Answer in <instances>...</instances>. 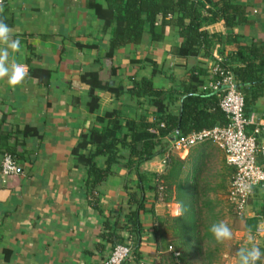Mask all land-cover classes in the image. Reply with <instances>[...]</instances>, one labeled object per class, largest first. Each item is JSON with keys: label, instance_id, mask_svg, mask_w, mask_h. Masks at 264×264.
<instances>
[{"label": "trees", "instance_id": "16d2710c", "mask_svg": "<svg viewBox=\"0 0 264 264\" xmlns=\"http://www.w3.org/2000/svg\"><path fill=\"white\" fill-rule=\"evenodd\" d=\"M85 6L100 21L102 33L107 34V49L102 54L96 43L76 42L80 48L96 51L93 62L98 64L97 70L85 71L79 77L80 84L87 89V111L93 113L99 108L100 92H107L121 102L128 98L133 103H122V106L140 109L137 115L116 107L96 115L79 133L70 151L76 165L85 169L88 202L98 212H101L98 187L114 169L122 167L128 174L135 175L134 188L129 187L126 192L124 222L119 224L115 219L111 222L109 217H104L100 237L111 248L129 243L130 256H139L143 233L140 214L146 200L143 190L147 187L152 191L154 202H176L184 208L181 216L166 214L153 228L160 262L193 264L192 256L197 248L202 264H213L220 243L209 229L223 218L220 196L226 197L229 218L243 220V229L252 235L264 219V199L253 206V215L238 214L227 197L234 168L227 164L224 156L207 180L201 177L207 158L212 151L220 149L210 142L200 143L204 148L196 164L193 153L180 158L170 152L171 145L181 136L228 123L219 104L224 89L222 79L227 74L232 76L243 96L244 116L252 117L258 100L264 96V34L245 41L232 32L222 35L206 30V26L218 22L226 29L250 24L246 0H87ZM170 32L178 38V43L169 50L170 55L193 63L184 66L181 80L175 81L169 76L173 85L168 89L154 82L153 76L158 69L156 62L148 57L140 62L151 65L152 76H130L127 86L113 84L99 75L104 61L110 63V75L116 73L115 52L118 49L139 46L145 33L150 43H159ZM222 44H231L234 48L219 49L218 56H214L216 46ZM29 73L38 82L49 83V70L32 68ZM210 83H217L216 89L209 87ZM253 121L247 126L249 134L253 133L255 124H261ZM18 133L22 138L37 134L28 126ZM256 137L263 139L264 132ZM22 144V140L16 141L3 150L16 165L23 156V151L17 150ZM154 156L164 158V170L154 174L140 172V165ZM192 161L196 164L193 174L189 170ZM262 168L264 170V162ZM260 188L264 190V182ZM259 247L264 251V246ZM263 258L257 264H264Z\"/></svg>", "mask_w": 264, "mask_h": 264}, {"label": "crops", "instance_id": "0c3cea01", "mask_svg": "<svg viewBox=\"0 0 264 264\" xmlns=\"http://www.w3.org/2000/svg\"><path fill=\"white\" fill-rule=\"evenodd\" d=\"M86 1L6 0L0 11V19L21 41V49L13 54L14 58L26 64L29 71H50L47 85L30 73L15 89L6 80H0V160L5 146L23 141L17 147L23 156L15 173L0 175V264H100L111 250L100 237L103 218L124 222L126 192L129 187L134 188V173L117 167L99 185L98 212L88 202L85 169L76 165L70 154L79 133L96 115L114 107L130 115L140 113V109L122 106L133 103L128 98L121 102L107 92L99 93V108L95 112L86 109L87 89L80 84L79 77L85 71L97 70L98 64L93 62L96 51L80 48L76 42L96 43L101 54L107 49V34L102 33L100 21L86 8ZM246 3L250 24L226 29L218 22L206 26V30L222 35L232 32L245 41L260 38L264 34V0ZM177 43L173 32L159 43H150L145 33L139 46L128 45L115 52L114 75H110L108 61H104L99 75L113 84L127 86L130 76H152L151 65L140 62L148 57L158 69L154 82L168 89L173 85L169 76L181 80L184 66L193 63L170 55V48ZM233 48L231 44L217 45L213 54L218 56L219 49ZM252 118L264 123V96L258 100ZM25 126L34 128L37 134L22 138L18 131ZM203 148L198 144L185 151L193 153L197 164ZM139 170L160 173L164 170V158L154 156L143 162ZM143 195L146 200L140 214L143 233L139 256L131 255L124 264H163L155 251L153 228L166 214L175 216L180 204L154 202L147 187ZM253 197L246 217L253 215V206L264 199V190L257 188ZM258 227L264 229V219Z\"/></svg>", "mask_w": 264, "mask_h": 264}, {"label": "built area", "instance_id": "2783aa9c", "mask_svg": "<svg viewBox=\"0 0 264 264\" xmlns=\"http://www.w3.org/2000/svg\"><path fill=\"white\" fill-rule=\"evenodd\" d=\"M6 0H3L2 6ZM224 89L220 94V108L226 114L228 123L193 132L179 137L173 144L187 150L202 142H210L223 151L227 164L234 168L228 189V200L238 214H246L251 206L254 191L264 182V138L256 135L264 132V123L255 124L253 133H247V126L254 123L253 118L243 114V96L235 87L232 76L223 77ZM209 87L216 89L217 83ZM262 125V126H260ZM16 163L10 155L4 153L0 160V175L6 177L15 173ZM250 189V190H249ZM263 228L258 227L256 233ZM177 255L176 253H174ZM130 257V244L121 243L111 248L100 264H123Z\"/></svg>", "mask_w": 264, "mask_h": 264}, {"label": "clouds", "instance_id": "9594fccd", "mask_svg": "<svg viewBox=\"0 0 264 264\" xmlns=\"http://www.w3.org/2000/svg\"><path fill=\"white\" fill-rule=\"evenodd\" d=\"M3 0H0V11H2ZM21 49V41L13 37L12 29L3 19H0V80H6V83L12 89L20 86L29 74L26 64L18 62L13 54ZM250 190V189H249ZM183 205H178L176 216L183 214ZM217 243H224L233 238L232 229L224 221H219L210 226ZM250 246L238 249L237 264H257L264 257V251L255 243V237L249 233L247 237Z\"/></svg>", "mask_w": 264, "mask_h": 264}, {"label": "rangeland", "instance_id": "374dc122", "mask_svg": "<svg viewBox=\"0 0 264 264\" xmlns=\"http://www.w3.org/2000/svg\"><path fill=\"white\" fill-rule=\"evenodd\" d=\"M216 148L219 149L218 147H216ZM170 152L174 155L179 156L180 158H185L187 156L186 151L175 146V144L171 145ZM221 156H222L221 150L212 151V155L207 158L205 165L203 166V169L201 172L202 178H205L207 180L208 177L211 176L216 169H218V166H219L218 164H219V160H220ZM194 161H192L190 164L189 170H190L191 174H193L195 171V162ZM220 198H221V204H220L219 208H221V211L223 214V218L220 221L226 222L228 224V226L232 229L233 238L231 240L225 241L224 243L220 244V251L218 253L217 259L214 261L213 264H237V256H236L237 250H236V248H241V246L242 247L250 246V244L248 243V240H247L249 232H247L243 229V224H244L243 220L234 221L231 218H229V216L227 214V203L225 201L226 197L220 196ZM253 198H255V197H253ZM253 198H252V200H253ZM219 208H217L216 210H219ZM203 214L205 216V213H203ZM246 214H244V216ZM253 236L255 237V243L258 246H260V245L264 246V229H263V231L259 230V232ZM200 246L202 248L201 243H200ZM194 253L195 254L192 256V263L193 264H202L201 258H199V255H198L199 250L197 248H195Z\"/></svg>", "mask_w": 264, "mask_h": 264}, {"label": "water", "instance_id": "95a60500", "mask_svg": "<svg viewBox=\"0 0 264 264\" xmlns=\"http://www.w3.org/2000/svg\"><path fill=\"white\" fill-rule=\"evenodd\" d=\"M17 171H19V169H17Z\"/></svg>", "mask_w": 264, "mask_h": 264}]
</instances>
